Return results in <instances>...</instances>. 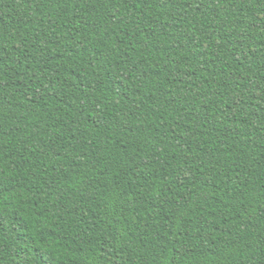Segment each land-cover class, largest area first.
<instances>
[{"label": "trees", "instance_id": "obj_1", "mask_svg": "<svg viewBox=\"0 0 264 264\" xmlns=\"http://www.w3.org/2000/svg\"><path fill=\"white\" fill-rule=\"evenodd\" d=\"M0 264H264V0H0Z\"/></svg>", "mask_w": 264, "mask_h": 264}]
</instances>
